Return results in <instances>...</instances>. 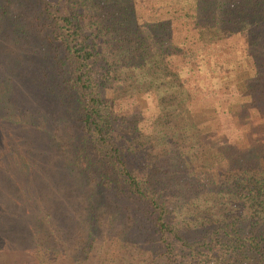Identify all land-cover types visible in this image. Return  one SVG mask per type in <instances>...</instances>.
I'll use <instances>...</instances> for the list:
<instances>
[{
	"label": "trees",
	"instance_id": "obj_1",
	"mask_svg": "<svg viewBox=\"0 0 264 264\" xmlns=\"http://www.w3.org/2000/svg\"><path fill=\"white\" fill-rule=\"evenodd\" d=\"M262 22L264 0H193L181 16L170 0H0V123L29 58L17 83L36 73L75 123L62 168L131 200L163 264H264ZM219 40L216 95L197 99L180 70ZM116 90L135 98L123 112Z\"/></svg>",
	"mask_w": 264,
	"mask_h": 264
},
{
	"label": "rangeland",
	"instance_id": "obj_2",
	"mask_svg": "<svg viewBox=\"0 0 264 264\" xmlns=\"http://www.w3.org/2000/svg\"><path fill=\"white\" fill-rule=\"evenodd\" d=\"M170 1L175 16L193 5V0ZM249 17L261 23L259 12ZM255 33L264 45V22ZM196 54L194 65L183 67L180 75L193 97L207 100L216 95L217 64L228 60L229 52L219 40ZM254 57L264 69V52ZM29 66V58H21L19 74L3 92L7 119L0 123V264H163L131 200L100 190L94 177L82 180L62 168L66 150L75 141V123L36 73L29 87L17 83ZM252 97L264 107V93ZM114 98L122 112L135 102L121 90ZM141 98L143 115L148 116L150 97ZM140 125L149 128L148 120ZM245 156L251 158L253 152ZM227 167L221 160L212 169L223 172Z\"/></svg>",
	"mask_w": 264,
	"mask_h": 264
}]
</instances>
